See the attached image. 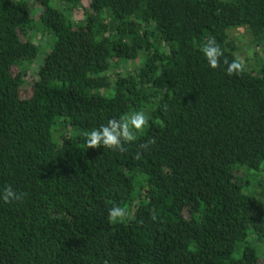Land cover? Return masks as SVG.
<instances>
[{
    "label": "trees",
    "instance_id": "1",
    "mask_svg": "<svg viewBox=\"0 0 264 264\" xmlns=\"http://www.w3.org/2000/svg\"><path fill=\"white\" fill-rule=\"evenodd\" d=\"M81 1L0 0V264H264V57L229 37L264 44V0H87L76 23ZM137 111L122 150L88 147Z\"/></svg>",
    "mask_w": 264,
    "mask_h": 264
},
{
    "label": "clouds",
    "instance_id": "2",
    "mask_svg": "<svg viewBox=\"0 0 264 264\" xmlns=\"http://www.w3.org/2000/svg\"><path fill=\"white\" fill-rule=\"evenodd\" d=\"M201 51L206 57L209 65L213 68L217 67L219 59L223 56L222 49L217 45L214 39H210L205 45H202ZM225 63H228L225 60ZM242 65L239 62L233 61L228 64L227 71L232 74L234 71H240ZM148 124V118L143 111H137L131 115H125L119 120L110 119L107 124L101 125L99 128L92 129L86 133L88 139V147H108V148H121L122 141L124 143L135 140L134 131L142 130ZM20 197L11 188L8 187L3 192V200L11 202L18 200ZM123 215L121 209H113L110 212V217L116 219Z\"/></svg>",
    "mask_w": 264,
    "mask_h": 264
},
{
    "label": "rangeland",
    "instance_id": "3",
    "mask_svg": "<svg viewBox=\"0 0 264 264\" xmlns=\"http://www.w3.org/2000/svg\"><path fill=\"white\" fill-rule=\"evenodd\" d=\"M84 8H87V0H82L81 1V5L73 8V15H72V19L75 20V22H80L83 19V11ZM31 12L33 15H37L38 12H40V7L38 5H35L33 3V6L31 8ZM41 35L38 33H33L30 35V37L32 38L33 41L41 43L42 46L46 45V40L40 37ZM229 37L230 39H232L235 44H236V56L239 58V60H241L244 63H250L255 55V53L258 51V53H256V60L258 59L259 62H261L263 60L264 57V44L259 43L257 48H259L257 50V48H254L252 46L251 43V39L252 37H250V34H248V31L243 28V27H237L234 29H231L229 31ZM256 44V43H255ZM41 57V56H40ZM37 57L36 60L33 62L32 65V70H30V74L31 72L34 73L36 70V66L40 63L41 58ZM136 61H128L125 63H121L120 64V69L122 70H126V68H132L135 65ZM14 71H16V68H14ZM34 77V74H31L30 76L27 77L26 82L22 85V92L28 94L29 90H30V86H31V82H30V78ZM239 175L241 173L237 172ZM253 186V183L250 184V188L245 187L246 190L250 193H254L255 195L261 196L260 195V191L256 188V187H251ZM244 188V190H245ZM253 188V189H252ZM253 190L255 192H253ZM263 191V190H262ZM263 198V196H261ZM251 242L253 243L254 246H257V244L262 245L264 240L260 239V241L258 239H251ZM263 246V245H262ZM258 248V247H257ZM264 247L261 248V250ZM260 249V248H258ZM259 262H263L264 263V258H260Z\"/></svg>",
    "mask_w": 264,
    "mask_h": 264
}]
</instances>
